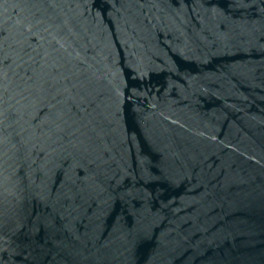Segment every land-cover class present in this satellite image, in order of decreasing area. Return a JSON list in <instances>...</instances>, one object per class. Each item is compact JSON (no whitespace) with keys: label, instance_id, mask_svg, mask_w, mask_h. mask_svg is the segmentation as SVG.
<instances>
[{"label":"water","instance_id":"obj_1","mask_svg":"<svg viewBox=\"0 0 264 264\" xmlns=\"http://www.w3.org/2000/svg\"><path fill=\"white\" fill-rule=\"evenodd\" d=\"M0 264H264V0H0Z\"/></svg>","mask_w":264,"mask_h":264}]
</instances>
